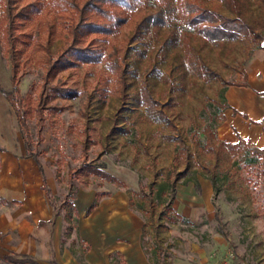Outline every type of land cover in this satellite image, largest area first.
<instances>
[{"label":"rangeland","instance_id":"rangeland-1","mask_svg":"<svg viewBox=\"0 0 264 264\" xmlns=\"http://www.w3.org/2000/svg\"><path fill=\"white\" fill-rule=\"evenodd\" d=\"M204 2L230 13L220 2ZM240 3L241 15L263 34L261 41L239 35L213 42L185 25L144 30L133 40L148 10L143 3L115 33L87 36L102 48L100 61L57 70L46 81V59L63 49L73 14L43 7L33 18L19 20L16 77L27 98L32 157L54 209L71 212L66 201L78 189L120 192L130 197V208L142 222V241L156 264H264L263 151L253 147L257 159L247 163L215 141L220 92L225 82L242 80L252 51L264 43V2ZM9 76L10 61L0 39V81L6 88ZM43 84L66 86L75 95L46 97ZM142 89L157 100L161 118L147 113ZM6 114L9 132L0 141L23 144L0 92V116ZM207 128L215 134L210 145L204 144ZM87 162L101 165L117 180L77 174ZM206 180L212 189L208 208L193 205L188 216L176 213V186L191 181L199 193L200 181ZM161 183L165 189L158 195ZM73 222V216L66 218V228ZM71 239L73 233L65 237ZM188 242L197 243L203 254L186 260Z\"/></svg>","mask_w":264,"mask_h":264},{"label":"crops","instance_id":"crops-1","mask_svg":"<svg viewBox=\"0 0 264 264\" xmlns=\"http://www.w3.org/2000/svg\"><path fill=\"white\" fill-rule=\"evenodd\" d=\"M244 76L245 85L228 84L223 89L227 107L218 124V139L235 142L240 137L264 152V47L252 51ZM6 117L0 116V138L9 132ZM46 183L24 141L18 145L0 141V264H15L6 256L33 262L22 264H156L142 241V222L130 208V197L78 189L72 205L67 204L71 212L62 213L50 203ZM200 188L196 193L191 181L176 186V213L188 216L193 205L208 208L212 191L208 180L200 181ZM69 216L74 222L66 228ZM78 217L82 218L77 222ZM71 233L73 239L66 241ZM188 247L186 260L203 254L197 243Z\"/></svg>","mask_w":264,"mask_h":264},{"label":"trees","instance_id":"trees-1","mask_svg":"<svg viewBox=\"0 0 264 264\" xmlns=\"http://www.w3.org/2000/svg\"><path fill=\"white\" fill-rule=\"evenodd\" d=\"M17 0H0V39L3 48L8 54L10 61L9 88L2 85L0 81V92L7 100L18 125V129L23 138L26 152L32 156L31 142L32 134L29 123L26 119L25 107L26 96L21 92L18 79L16 77L15 54L18 51L17 42L21 41L19 31V20L33 18L43 7L53 9L57 13L73 14L67 24V30L63 34L65 45L63 49L54 56L46 59V79L48 80L57 70L67 69L79 63H94L102 59L103 50L97 45L87 41L89 34L110 35L117 31L118 27L125 23L130 14L141 4L146 3L148 10L141 16L136 24V32L133 40L142 34V31L156 32L160 27H170L175 25H185L207 40L218 42L222 39L234 38L239 35H251L257 42L263 39V34L247 21L240 13V0H214L222 3L230 13L225 14L216 8L207 6L205 0H25L20 6L15 4ZM264 2V0H258ZM264 28V21L260 23ZM257 47H264L258 43ZM118 69V67H116ZM244 77L241 81H227L228 84H246ZM224 86V87H225ZM224 89V88H223ZM223 89L219 94L220 100L217 102L218 122L224 119L223 109L227 107L223 95ZM42 93L47 97L57 92L60 95L74 96L75 91L66 86L42 85ZM141 102L147 113L152 117L161 118L162 109L156 107L157 100L142 89ZM42 96L40 95V98ZM204 144L210 145L214 135L208 128L206 129ZM217 146L224 147L230 156H239L241 160L250 163L257 158L256 152L247 141L238 138L235 142H226L215 139ZM264 156V152H262ZM36 159V157H34ZM98 174L99 176L117 180L115 176L101 168V165L85 163L81 165L77 174L85 173ZM176 181V180H175ZM165 183L156 187L158 195L163 194ZM68 205H72L67 200ZM93 206V203L90 207ZM169 206V203H168ZM6 260L15 264L33 263L27 258L6 256Z\"/></svg>","mask_w":264,"mask_h":264},{"label":"built area","instance_id":"built-area-1","mask_svg":"<svg viewBox=\"0 0 264 264\" xmlns=\"http://www.w3.org/2000/svg\"><path fill=\"white\" fill-rule=\"evenodd\" d=\"M216 264H224V262L223 261H218V262H216Z\"/></svg>","mask_w":264,"mask_h":264}]
</instances>
